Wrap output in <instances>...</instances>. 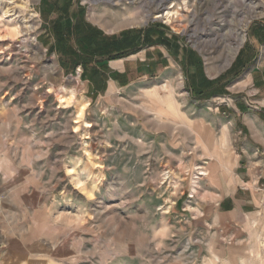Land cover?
<instances>
[{
    "label": "rangeland",
    "instance_id": "obj_1",
    "mask_svg": "<svg viewBox=\"0 0 264 264\" xmlns=\"http://www.w3.org/2000/svg\"><path fill=\"white\" fill-rule=\"evenodd\" d=\"M27 1L31 22L21 10ZM170 6L181 32L149 15ZM63 11L110 39L163 26L182 54L174 60L163 50V59L149 50L147 71L134 68L139 62L126 66L125 74L143 78L104 97L107 62L85 73L66 66L51 30ZM259 23L264 0H0V264H264L258 212L213 209L224 193L210 187L199 163L213 154V138L221 156L224 145L246 138L234 133L237 103L251 113L264 104L248 76L264 71V45L250 37ZM245 46L254 61L226 85L227 95L193 101L183 51L215 80ZM87 81L96 93L85 91ZM61 88L88 101V128L74 132L76 110L58 105Z\"/></svg>",
    "mask_w": 264,
    "mask_h": 264
},
{
    "label": "crops",
    "instance_id": "obj_2",
    "mask_svg": "<svg viewBox=\"0 0 264 264\" xmlns=\"http://www.w3.org/2000/svg\"><path fill=\"white\" fill-rule=\"evenodd\" d=\"M252 28H264V24L259 23L250 26V37L254 42H257L254 37L255 35L252 33ZM131 36H135V31H133ZM141 43H143V46L140 48L139 52L130 56V58L107 62V70L102 71V74L108 75L110 79L106 83V89L103 92L104 97L107 95L112 96L115 91L125 88V83L127 81L130 84L137 78H131L129 72L125 74L127 72L126 66L129 63L139 62L141 64H139V66L135 65L134 68L141 71V73L142 70H146L147 65L143 64L145 59L148 58L151 62L155 59V57L149 53V50L156 49L160 53H164L163 50H165L174 60L177 59L179 53L182 54L177 38L160 25H151L147 27L144 30L143 38L140 35L138 41L134 42L126 50H131L141 45ZM251 47L254 46L252 45ZM163 53L162 58L166 59L167 57L164 55L165 53ZM183 53L186 54L185 51H183ZM149 65H151V63ZM76 69L82 72L81 67H77ZM255 69H257V67ZM148 74H146L145 77L148 76ZM253 74V71L248 74L249 84L252 87L254 86L257 90H260V93L263 94L264 71L254 76ZM141 78L143 77L140 76L137 80ZM93 89V84L87 81L85 91L89 92ZM112 89L113 91H111ZM259 100L264 101V98ZM237 105H239L242 111L239 112V114H235L232 118V121L237 122V124L234 125V133L237 136L244 135L246 138H242L243 141L235 148L224 145V157L220 155L218 149L219 144L216 139L213 138V154H210V157H201L199 163L205 161L204 165L206 166L205 169L207 173L203 176L208 177L210 187H213L215 192L224 193V197L220 201H213L210 203L213 209H225L228 211L229 215H239L240 213H238V211L241 212L242 208H252L253 206L255 211L258 212L259 218H261V221L264 223V104L259 105L256 102L255 107L257 112L254 113H251L250 108L242 102L237 103ZM201 150L203 151V149ZM204 152L207 153L205 150ZM201 168L204 169V167ZM225 192H227V195ZM260 226H262L261 223H259V227Z\"/></svg>",
    "mask_w": 264,
    "mask_h": 264
},
{
    "label": "trees",
    "instance_id": "obj_3",
    "mask_svg": "<svg viewBox=\"0 0 264 264\" xmlns=\"http://www.w3.org/2000/svg\"><path fill=\"white\" fill-rule=\"evenodd\" d=\"M56 1L61 2L64 0ZM69 4L67 3V8ZM63 13L65 17L61 19L62 16H59L53 21L51 30L58 41L57 46L61 55L67 59L66 66L70 69L71 74L74 73L77 67H81L82 72L85 73L88 68H92L94 63L103 64L123 59L134 54L135 50H137L136 47L131 50L126 49L138 41L139 33L131 36L128 32L120 34L117 38L110 39L105 37L99 30L85 26L81 16H78L74 21L65 11ZM252 33L255 35L256 41L264 45V28H252ZM73 47L78 48L79 51H75ZM254 57V49L250 46H245L237 54L232 66L222 76L215 80H208L203 74L201 63L194 65L193 54L186 53L187 65L191 62L192 64H189V66H193L192 75L189 79L188 77L186 78L191 99L203 102L215 96L227 95L226 85L230 81L238 79L253 63ZM65 67L63 68L65 69ZM102 68L106 69V66L104 65ZM91 83L93 86L97 85L93 81ZM92 91L95 93L98 90L93 89Z\"/></svg>",
    "mask_w": 264,
    "mask_h": 264
},
{
    "label": "bare ground",
    "instance_id": "obj_4",
    "mask_svg": "<svg viewBox=\"0 0 264 264\" xmlns=\"http://www.w3.org/2000/svg\"><path fill=\"white\" fill-rule=\"evenodd\" d=\"M172 9H173V6H172V8L170 6V7H168V9H166V11H162L160 13L158 12V13H154V14H149V15L153 19H160L166 25L170 26L173 31L181 32V31L184 30V26H182V24H181L182 22H181V19H180V15L178 13L179 11L177 12V11H175V9H173V10ZM21 10H22V12H26V17H28L27 20H28V22H31L32 15H35V14L33 13L32 9H31V5L28 4V1L25 2L23 6H21ZM30 14H32V15H30ZM13 23H14V21H13ZM30 31H31V27L30 28L26 27L24 29V32H26V34L29 33ZM243 37H244V35L242 33V36L240 38V43L243 41V39H244ZM26 40L24 39L23 42H25ZM232 54H234V51H232V50L226 51L225 64H227V63L229 64L230 63V62H228L229 61L228 59L231 58ZM212 68H214V67H212ZM220 70H222V68L219 67L218 71H220ZM59 93L61 95L60 96L58 95L59 96V98H58L59 104L58 105L60 107H63V108H67V107L71 106V107H74V109L76 110V112L74 114V120H73V125H74L73 126V130H74V132H77L79 129L88 128L89 127V123L85 122V115H86V109L88 107V101L84 100L81 97H77L76 94L74 92H72L71 90L68 91L67 89H62V90L59 91ZM151 112L153 113V117L158 119V121L163 122L164 117H163L162 114L155 113L153 108L151 109ZM181 121L182 120L180 119V117H178V119L175 120V123H181ZM188 127H190V124H188L187 128ZM195 127H197V124H193L192 128H195ZM201 133H202L201 131H198V130L196 131V135L197 136L201 135ZM207 140L208 139H205L204 141L207 144H209L208 147H207V150H208V149H211L210 148L211 144L209 143L210 141L208 142Z\"/></svg>",
    "mask_w": 264,
    "mask_h": 264
}]
</instances>
